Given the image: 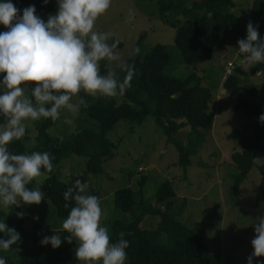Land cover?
<instances>
[{"label":"trees","instance_id":"16d2710c","mask_svg":"<svg viewBox=\"0 0 264 264\" xmlns=\"http://www.w3.org/2000/svg\"><path fill=\"white\" fill-rule=\"evenodd\" d=\"M159 0V13L165 15L172 10H182L188 16L193 12H201L198 19L187 18L178 22L174 45L180 52L183 63L196 67L213 59L215 45L229 30L238 26V17L231 11L236 4L233 0H190L192 6L184 8ZM19 9L35 5L37 15L47 20L50 14L56 11L54 0L45 5L44 0H12ZM250 19L264 21V0H253ZM264 37V25L259 27ZM6 29L0 27V31ZM146 32L139 35L136 50L146 36ZM118 41L116 50L123 47V43L113 37L109 43ZM131 54L124 60L135 64L136 75L131 81V87L126 90L121 102L114 98H96L81 95L87 102L74 120V130L62 132L58 127L60 120L53 123L51 120L35 121L37 137L33 148L28 149L29 137L26 134L21 140L13 141L9 146L15 154H30L33 151L48 152L54 157V169L66 159L74 156L86 159L84 171L70 181L63 183L58 176L46 173L48 176L41 185L48 200L55 208L56 215L67 218L70 204L65 207L63 193L74 185L76 180L86 183L91 176L103 173V164L114 158L117 143L108 139V133L122 121L131 126L143 124L152 117L167 142L177 151L179 165L186 169L191 164V158L204 142L201 131H210L213 119L209 115L211 92L204 88L202 79L196 72H191L184 79L165 74L170 64V52L164 45H156L148 52ZM264 68L259 64L257 69ZM109 70L107 62H101V73ZM124 73H120L123 79ZM225 92L234 99V109L249 120L255 121L253 131L248 133L233 130L228 134L229 140L235 142L241 151L230 157L231 165L236 169L234 175L233 193L237 192L252 170L255 159L264 151V124L260 116L264 108L256 102L258 89L254 85L240 86V79L236 74L227 76L223 82ZM65 123V122H64ZM6 121L0 118V125ZM66 125V123H65ZM190 130L188 143L176 139V135L183 129ZM260 210L264 215V164L258 166ZM90 194L101 197L99 187L89 189ZM176 195L170 181L163 182L156 190L153 201L144 199L142 189L133 191L130 188L119 189L114 194V205L121 213H128L139 208L140 213L129 222L114 220L111 228L112 242H117L121 235L129 241L126 264H220V258L209 252L204 237L195 230L182 223L178 216L181 210L176 211ZM158 218L155 229H144L141 226L147 217ZM15 229L21 240L13 245L12 251L20 254L17 264H80L74 255L76 244L64 243L59 249L42 246L40 241L44 236H51L54 231H46L40 225L27 230L24 220H19ZM64 238L67 234L63 230L55 231ZM32 234L34 242L29 245L28 236ZM18 248V251L16 249Z\"/></svg>","mask_w":264,"mask_h":264},{"label":"rangeland","instance_id":"374dc122","mask_svg":"<svg viewBox=\"0 0 264 264\" xmlns=\"http://www.w3.org/2000/svg\"><path fill=\"white\" fill-rule=\"evenodd\" d=\"M233 1L236 7L231 12L238 17L239 25L229 30L216 43L211 61L191 67L183 63L180 52L174 45L177 32L175 27L178 22L187 18L198 19L201 12L185 16L180 9L161 15L159 0H112L108 12L97 20V30L123 43V47L116 50L123 60L135 52L139 35L143 32L147 34L139 48L141 53L148 52L158 44L166 46L171 60L165 74L184 79L191 72H196L202 79L203 87L211 92L209 115L213 119V127L210 131H201L204 142L191 158L190 166L183 169L179 165L176 149L167 142L152 117L147 118L143 124L134 126L122 121L107 136L117 143L114 158L105 162L103 173L91 176L87 185L89 189L100 188L103 223L111 233L114 220L129 223L140 213L139 208L128 213L117 210L114 205L117 190L142 189L144 199L151 202L158 187L163 182L170 181L176 195V206L179 207L176 211L181 210L178 219L204 237L207 249L220 258V264H247V258L253 252L251 241L255 236L251 220L261 216L258 166L264 164V151L257 155L246 180L233 193L234 175L237 171L231 165L230 157L241 151V148L229 140L228 134L233 130L250 133L255 121L247 119L234 109L235 101L225 92L223 82L229 74H236L242 89L250 84L256 86V102L264 108V68L257 69L259 64L244 62L237 43L246 38L249 21L258 26L260 35L262 31L259 27L264 25V21L250 19L253 0ZM165 2L188 9L192 6L190 0ZM107 65L110 67L109 62ZM114 99L117 103L121 102L120 97ZM76 117L61 114L64 121L66 118L74 121ZM74 127V122L71 125L60 122L58 128L62 132H71ZM189 132L185 128L175 138L187 145ZM26 134L29 137L27 147L31 149L38 135L35 121L26 122ZM85 165L86 159L74 156L63 160L53 172L66 183L79 176ZM47 177L45 174L40 178V185ZM19 212L24 213L23 219L17 217ZM0 220H4L9 228H14L19 220H24L28 231L36 225L42 226L46 231H59L62 230L64 221L56 215L54 206L48 200L42 201L40 205H21L17 208L13 205L6 210L0 209ZM157 224L158 218L149 216L141 226L151 230L157 228ZM28 238L29 245H32L33 235L30 234ZM0 256L7 260V264H17L20 259V254L12 250H0ZM254 264H264V257L256 258Z\"/></svg>","mask_w":264,"mask_h":264},{"label":"clouds","instance_id":"9594fccd","mask_svg":"<svg viewBox=\"0 0 264 264\" xmlns=\"http://www.w3.org/2000/svg\"><path fill=\"white\" fill-rule=\"evenodd\" d=\"M49 2L44 0L45 5ZM54 3L55 13L44 20L36 14L35 5L21 10L12 0H0V27L6 29L0 31V118L6 121L0 127V209L40 205L45 193L38 181L54 171V157L48 152L10 151L12 142L26 135V122L44 119L55 123L62 113L76 117L87 107L81 93L93 99L122 97L136 75L135 64L116 51L119 42L109 43V34L96 28L112 0ZM237 43L244 62L264 64V37L258 26L249 21L246 38ZM104 61L110 64L106 74L101 73ZM259 119L264 124V114ZM64 122L71 125L74 121L66 118ZM63 199L66 208L74 203L62 223L67 235L62 238L54 231L42 238L41 245L59 249L65 242H75V255L82 264H126L129 241L121 235L112 242L103 223L100 198L90 194L89 186L76 180ZM17 217L23 219L24 213ZM251 221L255 236L247 264L264 257V215ZM20 240V234L0 220V250L8 251ZM0 264H7L3 256Z\"/></svg>","mask_w":264,"mask_h":264},{"label":"built area","instance_id":"2783aa9c","mask_svg":"<svg viewBox=\"0 0 264 264\" xmlns=\"http://www.w3.org/2000/svg\"><path fill=\"white\" fill-rule=\"evenodd\" d=\"M229 75H231V74H229ZM229 75H228V76H229Z\"/></svg>","mask_w":264,"mask_h":264}]
</instances>
